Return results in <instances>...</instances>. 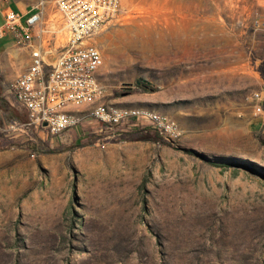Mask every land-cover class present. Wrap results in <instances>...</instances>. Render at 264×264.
Returning <instances> with one entry per match:
<instances>
[{"label":"rangeland","instance_id":"obj_1","mask_svg":"<svg viewBox=\"0 0 264 264\" xmlns=\"http://www.w3.org/2000/svg\"><path fill=\"white\" fill-rule=\"evenodd\" d=\"M55 1L0 0V10L42 6L61 46ZM121 4L94 40L103 101L154 110L182 136L98 139L95 124L1 135L23 146L0 151V264H264V180L248 168L264 175L254 97L264 98V0ZM13 80L0 74L6 88Z\"/></svg>","mask_w":264,"mask_h":264},{"label":"built area","instance_id":"obj_2","mask_svg":"<svg viewBox=\"0 0 264 264\" xmlns=\"http://www.w3.org/2000/svg\"><path fill=\"white\" fill-rule=\"evenodd\" d=\"M55 7L60 21L56 32L64 38L61 46H56L54 30L44 27L42 6L25 13L7 8L2 14L0 38L9 34L18 47L29 52V63L8 86L25 120L0 125V135L12 137L16 130L32 129L57 138L95 124L90 130L98 139L152 130L166 141L179 140L181 129L166 116L124 115L125 107L108 102L97 106V99L107 97V91L98 79L103 58L94 40L102 28L122 17L121 0H56ZM49 54H57L56 64H48ZM254 97L255 111L264 114L263 98ZM77 108H94L95 118H73Z\"/></svg>","mask_w":264,"mask_h":264},{"label":"trees","instance_id":"obj_3","mask_svg":"<svg viewBox=\"0 0 264 264\" xmlns=\"http://www.w3.org/2000/svg\"><path fill=\"white\" fill-rule=\"evenodd\" d=\"M257 71L261 77V79L264 82V63H261L258 68ZM138 87L143 89V90H151V86L147 85L144 82H138ZM262 109L264 112V98L262 100ZM0 110L5 114L8 115V117H1L0 118V125L4 126L6 125V123H10L13 122V120H23L24 119V115L15 111L13 108H10V106L8 105V103H6V101L1 100L0 97ZM89 135V134H88ZM83 136L82 140L80 141L79 144L75 145L73 148L71 149H75V148H79L82 146H87L89 144L92 143L91 140H89V136ZM127 141H149V140H154L157 142H160L162 144H171L169 142H165L164 140H162V138L158 137L156 134H152L149 132H146L144 134V132L136 130V131H131L130 134H128V138L126 139ZM21 146H23V144L19 141H8L6 139H4L3 137H1L0 135V151L2 150H8L11 148H20ZM54 150H51L50 152L47 153H54ZM252 173L256 174L258 177H260L261 179L264 180V175L261 174L259 171L248 167Z\"/></svg>","mask_w":264,"mask_h":264},{"label":"crops","instance_id":"obj_4","mask_svg":"<svg viewBox=\"0 0 264 264\" xmlns=\"http://www.w3.org/2000/svg\"><path fill=\"white\" fill-rule=\"evenodd\" d=\"M7 8L10 7H1V16ZM12 9L21 13L19 9ZM7 36L0 38V40L6 39ZM8 41V45L0 50V74L2 75V78L5 82L18 77V75H20L27 69L29 63V52L26 49L17 48L11 36H9ZM8 93V87L6 88V85L3 82H0L1 100L6 101L9 106H12L14 104L13 101L10 100L12 96L8 95ZM3 116L8 117V115H5L0 110V118Z\"/></svg>","mask_w":264,"mask_h":264},{"label":"bare ground","instance_id":"obj_5","mask_svg":"<svg viewBox=\"0 0 264 264\" xmlns=\"http://www.w3.org/2000/svg\"><path fill=\"white\" fill-rule=\"evenodd\" d=\"M54 55V63H51L50 60H53ZM57 61V54H49L48 55V64H56ZM104 97H99L97 99V106H105V102L103 101ZM85 109V108H82ZM131 114H145L147 117H159L164 116L154 110H149L145 108H124V115H131ZM73 118H82V119H91L95 118V110L94 108H86V110H83L82 112H74L73 111ZM173 126L176 128H179L172 120Z\"/></svg>","mask_w":264,"mask_h":264},{"label":"water","instance_id":"obj_6","mask_svg":"<svg viewBox=\"0 0 264 264\" xmlns=\"http://www.w3.org/2000/svg\"><path fill=\"white\" fill-rule=\"evenodd\" d=\"M43 125H45V124H43Z\"/></svg>","mask_w":264,"mask_h":264}]
</instances>
